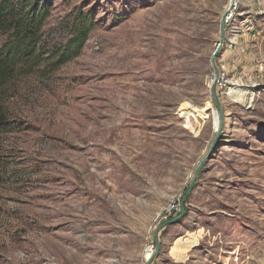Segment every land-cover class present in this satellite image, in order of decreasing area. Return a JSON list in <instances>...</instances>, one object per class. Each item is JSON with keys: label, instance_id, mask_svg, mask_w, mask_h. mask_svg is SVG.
Instances as JSON below:
<instances>
[{"label": "rangeland", "instance_id": "obj_1", "mask_svg": "<svg viewBox=\"0 0 264 264\" xmlns=\"http://www.w3.org/2000/svg\"><path fill=\"white\" fill-rule=\"evenodd\" d=\"M260 1L226 25L214 98L227 0H47L48 49L92 27L1 88L0 264H146L156 236L152 264H264Z\"/></svg>", "mask_w": 264, "mask_h": 264}, {"label": "trees", "instance_id": "obj_2", "mask_svg": "<svg viewBox=\"0 0 264 264\" xmlns=\"http://www.w3.org/2000/svg\"><path fill=\"white\" fill-rule=\"evenodd\" d=\"M50 12L47 0H0V34L5 36L0 47V91L19 75L32 73L42 65L53 73L83 50L91 19L76 16L67 41L48 49L43 29ZM2 107L0 103V134L9 126Z\"/></svg>", "mask_w": 264, "mask_h": 264}, {"label": "water", "instance_id": "obj_3", "mask_svg": "<svg viewBox=\"0 0 264 264\" xmlns=\"http://www.w3.org/2000/svg\"><path fill=\"white\" fill-rule=\"evenodd\" d=\"M235 1H236V0H234V4H233V5L229 8V10H228L227 12H225V13L223 14V16H222V22H221V38H220L219 42L217 43L216 51H215V53L213 54V57H212V60H211L212 68H213V70H214V72H215V76H216V81H217V79L219 78V70H218L217 67H216L215 60H216V58H217V56H218V54H219V52H220V50H221V48H222V46H223V44H224L225 35H226V21H227V17L229 16L230 11H232L233 6L235 5ZM212 89H213V96H214V98H216V92H215V89H216V82H215V84L213 85V88H212ZM217 106H218V108H219V112H220V115H221V122H222V119H223V112H222V109H221V107L219 106V104H217ZM198 173H199V169H198L197 172H196V176L198 175ZM191 189H192V186H191V188L189 189V191L187 192V195H186V197H185V200H186L187 196L189 195ZM157 233H158V232H157ZM155 240H156L157 250H156V252L153 253V254L151 255V257L146 261V264H152V261L154 260L156 254L158 253V250H159V244H158L157 236H156Z\"/></svg>", "mask_w": 264, "mask_h": 264}, {"label": "bare ground", "instance_id": "obj_4", "mask_svg": "<svg viewBox=\"0 0 264 264\" xmlns=\"http://www.w3.org/2000/svg\"><path fill=\"white\" fill-rule=\"evenodd\" d=\"M235 3H236V1H235ZM233 4H234V0H227L226 6H225V9H224V13L227 12V11L229 10V8H230ZM234 9H235V8H234V6H233L232 11H233ZM232 11H230V13H231ZM181 20H182V19H181ZM177 21H178V20H177ZM158 66H159V64H158ZM215 121H216V124H215V125H218V123H219V125H220V116L216 115V116H215ZM219 127H220V126H219ZM30 252H32V253H38L39 251H38L37 248H31V249H30ZM153 253H154V250L151 249V248H148L147 250H145V253H144V260H145V262L151 257V255H152ZM38 254H39V253H38ZM39 259H40V261H43L44 257L41 255V256L39 257Z\"/></svg>", "mask_w": 264, "mask_h": 264}, {"label": "built area", "instance_id": "obj_5", "mask_svg": "<svg viewBox=\"0 0 264 264\" xmlns=\"http://www.w3.org/2000/svg\"><path fill=\"white\" fill-rule=\"evenodd\" d=\"M239 2H240V0H236V3H235V5H234V8H235V9H234V10L229 14V16L227 17L226 25H227V23L229 22V20L233 17V13H234L235 10L237 9V7H238V5H239ZM259 8L264 9V0H261V1H260ZM215 82H216V85H217L218 83L221 82V76H220V73H219V78L217 79V81H216V76H215V78L212 79V84H213V85L215 84Z\"/></svg>", "mask_w": 264, "mask_h": 264}]
</instances>
